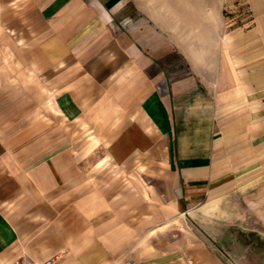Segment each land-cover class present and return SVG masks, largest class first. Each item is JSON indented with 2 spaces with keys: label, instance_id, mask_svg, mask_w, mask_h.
Here are the masks:
<instances>
[{
  "label": "crops",
  "instance_id": "crops-1",
  "mask_svg": "<svg viewBox=\"0 0 264 264\" xmlns=\"http://www.w3.org/2000/svg\"><path fill=\"white\" fill-rule=\"evenodd\" d=\"M53 255L264 264V0H0V264Z\"/></svg>",
  "mask_w": 264,
  "mask_h": 264
},
{
  "label": "rangeland",
  "instance_id": "rangeland-1",
  "mask_svg": "<svg viewBox=\"0 0 264 264\" xmlns=\"http://www.w3.org/2000/svg\"><path fill=\"white\" fill-rule=\"evenodd\" d=\"M190 225L193 226L194 222H192V224H190ZM234 230H235V232L232 233V235L229 234V236H232L234 239V243L232 242L233 245L229 249V251L233 255L241 256L242 253H244V251H245L244 247L245 246H243V242H247V243H249V245L254 246V247L258 246V237L256 235L257 234L256 232L251 233V234H254L252 236V235H250L248 229L242 228L240 226H235ZM244 234H246V235H244ZM227 245H229V244L224 243L222 247L227 249ZM255 262H257V260ZM235 264H238V263L236 262Z\"/></svg>",
  "mask_w": 264,
  "mask_h": 264
},
{
  "label": "built area",
  "instance_id": "built-area-1",
  "mask_svg": "<svg viewBox=\"0 0 264 264\" xmlns=\"http://www.w3.org/2000/svg\"><path fill=\"white\" fill-rule=\"evenodd\" d=\"M57 255L47 257L43 260H33L27 257H19L12 261L10 264H55ZM125 264H132L131 261H127Z\"/></svg>",
  "mask_w": 264,
  "mask_h": 264
}]
</instances>
